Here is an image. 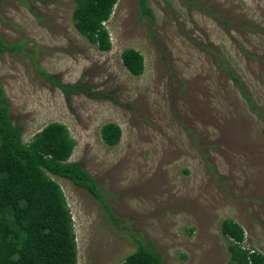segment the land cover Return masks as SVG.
Wrapping results in <instances>:
<instances>
[{
    "label": "rangeland",
    "instance_id": "374dc122",
    "mask_svg": "<svg viewBox=\"0 0 264 264\" xmlns=\"http://www.w3.org/2000/svg\"><path fill=\"white\" fill-rule=\"evenodd\" d=\"M116 0L100 51L72 25L73 0H0V89L27 143L65 126L109 206L62 177L76 264H118L140 241L162 264H231V219L264 254V0ZM143 60L139 75L120 62ZM45 74V75H44ZM52 80L74 86L63 92ZM120 128L106 145L100 127ZM15 257L16 250L9 252Z\"/></svg>",
    "mask_w": 264,
    "mask_h": 264
},
{
    "label": "trees",
    "instance_id": "16d2710c",
    "mask_svg": "<svg viewBox=\"0 0 264 264\" xmlns=\"http://www.w3.org/2000/svg\"><path fill=\"white\" fill-rule=\"evenodd\" d=\"M146 0H138L142 14L150 15ZM72 25L87 42L100 51L110 49L104 26L116 0H73ZM9 45L0 40V51ZM120 62L131 75L143 69L141 54L132 48L120 53ZM45 75V74H44ZM51 82H56L52 80ZM57 86L66 92L74 86ZM117 124L100 127L106 145L120 138ZM74 140L60 123L51 122L36 132L27 143L21 140L19 126L10 121L0 89V264H76V247L70 215L59 185L53 177L69 180L101 203L108 205L100 187L76 162L67 161ZM219 233L226 241L231 264H264V254L243 245L244 231L231 219H224ZM16 250L15 257L9 252ZM118 264H162L152 245L137 241L136 249Z\"/></svg>",
    "mask_w": 264,
    "mask_h": 264
}]
</instances>
